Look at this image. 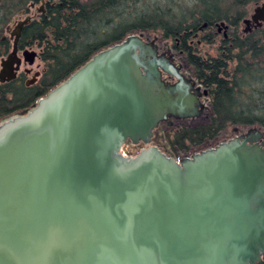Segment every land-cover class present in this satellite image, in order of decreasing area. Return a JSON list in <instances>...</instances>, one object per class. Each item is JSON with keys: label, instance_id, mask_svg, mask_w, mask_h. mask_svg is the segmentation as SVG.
<instances>
[{"label": "water", "instance_id": "1", "mask_svg": "<svg viewBox=\"0 0 264 264\" xmlns=\"http://www.w3.org/2000/svg\"><path fill=\"white\" fill-rule=\"evenodd\" d=\"M242 23L264 27V0ZM192 90L131 34L3 120L0 264H264V131L178 159L152 145L171 117H201ZM129 141L147 147L127 157Z\"/></svg>", "mask_w": 264, "mask_h": 264}, {"label": "trees", "instance_id": "2", "mask_svg": "<svg viewBox=\"0 0 264 264\" xmlns=\"http://www.w3.org/2000/svg\"><path fill=\"white\" fill-rule=\"evenodd\" d=\"M47 0L44 16L23 34L24 45L38 42L45 63L40 81L0 103V117L34 107L98 52L131 34H154L186 53L187 71L208 90L205 121H179L163 136L176 157L207 148L230 127L264 129V27L243 33L245 9L261 0ZM228 25L216 54L200 55L191 41L207 23L205 37L216 43L215 25ZM193 41V40H192ZM218 41V40H217ZM182 156V157H181Z\"/></svg>", "mask_w": 264, "mask_h": 264}, {"label": "flooded vegetation", "instance_id": "3", "mask_svg": "<svg viewBox=\"0 0 264 264\" xmlns=\"http://www.w3.org/2000/svg\"><path fill=\"white\" fill-rule=\"evenodd\" d=\"M47 6V0H0V103L2 101L12 100L15 95H20L22 93L23 88H31L38 83L28 80V76L32 73V69L30 67L33 66L38 58H40V52L38 53L37 49H39L40 51L41 49L40 47H38V42H34L30 46L24 45V43L22 42V36L25 33L26 29L30 27V25L34 21L40 20L44 16ZM207 27L208 26L204 25L199 27L198 31L194 33L193 37L201 35L202 32H205V29ZM215 27L217 29L216 33H222L223 37L226 39L228 36L229 28H225L224 26L220 25H215ZM244 31L248 33L252 30L250 29V27H247V29ZM201 36L202 39L205 40V37H207L208 34L205 33ZM199 45H201V41H199L198 46ZM15 50L16 56L14 54ZM174 50L178 55L177 59L180 60L178 66L179 72L182 73L188 80H191L195 88H198V92H196V94L193 90L191 92L192 94L197 96V106L199 109H201L202 115L204 112H208L210 109V98L208 90H206L203 85L194 78L193 75L192 79H190L187 73L183 72L182 69L187 70L189 64L188 62H186L187 55L180 47V45H177L176 48L174 47ZM195 50L196 49L194 48V51ZM27 51H29L30 53H37V55L35 56V61L32 64H30L29 61V53H27V58L25 57V52ZM10 55L14 59L12 67V70H14V77L11 78V80H9L7 76H1L3 62L7 60ZM203 57L206 59L207 51H205ZM163 74L164 79L167 82L174 83L177 81L175 76L173 77L166 73ZM27 110L19 112L16 111L13 113V115H22ZM13 115L0 117V123L9 117H13Z\"/></svg>", "mask_w": 264, "mask_h": 264}, {"label": "rangeland", "instance_id": "4", "mask_svg": "<svg viewBox=\"0 0 264 264\" xmlns=\"http://www.w3.org/2000/svg\"><path fill=\"white\" fill-rule=\"evenodd\" d=\"M182 1H186L187 3H190L192 4V2L190 0H182ZM256 5H249L245 11H246V14H247V17H250V14L253 13V10L255 8ZM240 29L242 32H244V30L247 29V27L241 22V25H240ZM205 32L206 29H205ZM205 32H202L201 35L205 34ZM199 35L197 37H193L192 40V45L193 47L197 50V52L200 54V55H203L205 54V51L209 52L210 54L212 55H215L216 54V49L220 46L219 44L222 42V33L219 34L217 36V40H216V43L213 44L212 46L208 44V40H203L202 39V36ZM144 36L146 37V39H154L155 42H158L159 43V53L162 55V54H166L168 57L171 58V61L172 63H174L176 66H179V61L177 58V53L175 52L174 50V41H169V40H160L158 37H156V35H148V34H144ZM199 41H201V45L198 46V43ZM198 48V49H197ZM200 49V51H199ZM38 50V53L40 52L39 49ZM181 66V65H180ZM44 67H45V63L42 62L40 60V58H38L36 60V62L33 64V66H31L30 68L32 69V73L31 75L28 76V80H30L31 82L35 81V82H39L40 81V78L42 77L43 73H44ZM184 73H187L188 77L190 79H192V74L190 72H188L186 69H182ZM208 112H204L201 117H199L198 119H194V118H190L188 119L187 121L185 122H196V121H205L206 118L208 117ZM180 120L178 118H173L171 117L170 119H168L167 121H165L164 123H162L160 125V127L158 128V130L156 131L155 133V137L153 138V143L152 145H157L161 150H163L164 152L168 153L169 155H172L174 156L175 158H180V157H176L175 155H173V153L171 152V150L168 149L167 145L165 144L164 142V139H163V136H164V133H165V129L167 126H172V125H175L176 123H178ZM256 128H259L261 129L262 131H264V129L260 128V127H256ZM250 128L249 127H241V128H237V127H230V129L226 130L221 136L219 139L209 143V145L207 146V148H210V147H213L217 144H219L220 142L222 141H227V140H230L231 138L233 137H236L242 133H246ZM147 147V145L144 143H139V144H133L132 142H127L123 145V148H122V153L127 156V157H134L136 155H138L141 150L145 149ZM182 157V156H181Z\"/></svg>", "mask_w": 264, "mask_h": 264}]
</instances>
